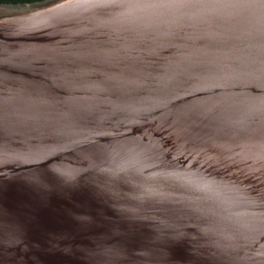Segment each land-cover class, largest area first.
Here are the masks:
<instances>
[{"label": "water", "instance_id": "95a60500", "mask_svg": "<svg viewBox=\"0 0 264 264\" xmlns=\"http://www.w3.org/2000/svg\"><path fill=\"white\" fill-rule=\"evenodd\" d=\"M0 264H264V0L0 2Z\"/></svg>", "mask_w": 264, "mask_h": 264}, {"label": "trees", "instance_id": "16d2710c", "mask_svg": "<svg viewBox=\"0 0 264 264\" xmlns=\"http://www.w3.org/2000/svg\"><path fill=\"white\" fill-rule=\"evenodd\" d=\"M29 2V1H33V0H0V2Z\"/></svg>", "mask_w": 264, "mask_h": 264}]
</instances>
